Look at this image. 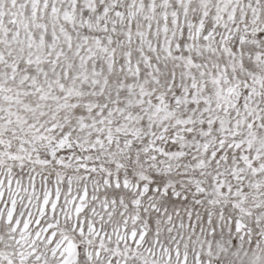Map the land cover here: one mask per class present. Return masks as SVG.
<instances>
[{
	"label": "snow or ice",
	"instance_id": "1",
	"mask_svg": "<svg viewBox=\"0 0 264 264\" xmlns=\"http://www.w3.org/2000/svg\"><path fill=\"white\" fill-rule=\"evenodd\" d=\"M0 264H264V0H0Z\"/></svg>",
	"mask_w": 264,
	"mask_h": 264
}]
</instances>
